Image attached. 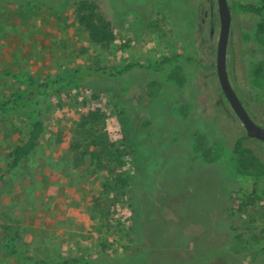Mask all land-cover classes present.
Masks as SVG:
<instances>
[{
    "label": "rangeland",
    "instance_id": "rangeland-1",
    "mask_svg": "<svg viewBox=\"0 0 264 264\" xmlns=\"http://www.w3.org/2000/svg\"><path fill=\"white\" fill-rule=\"evenodd\" d=\"M27 1L0 0V71L47 81L73 68L131 65L101 81L116 83L135 120L147 127L146 138L136 139L147 192L138 227L151 246L132 240L131 188L138 173L122 125L109 95L91 100L88 89H50L41 100L45 133L13 174L5 172V162L26 128L22 117L0 115V241L6 231L27 253L49 249L55 256L118 264H264V141L243 139L241 150L251 149L257 164L240 168L234 144L246 133L215 67L217 1L93 0L111 22L108 46L92 42L77 22L79 0ZM235 1L264 0H228L226 50L230 83L264 127V12L237 14ZM174 55L179 61L161 71L145 69ZM18 86L0 74V99ZM83 105L99 106L101 116L81 119ZM186 117L197 118L207 133L191 134ZM98 141L121 146L123 164L104 155ZM0 264L30 263L0 250Z\"/></svg>",
    "mask_w": 264,
    "mask_h": 264
},
{
    "label": "trees",
    "instance_id": "trees-1",
    "mask_svg": "<svg viewBox=\"0 0 264 264\" xmlns=\"http://www.w3.org/2000/svg\"><path fill=\"white\" fill-rule=\"evenodd\" d=\"M50 3L51 0H28L27 4H33L34 2ZM158 3H153L155 5ZM156 6V5H155ZM233 9L237 14L252 13L260 15L264 12V2L259 4L257 2H238L235 1ZM75 18L77 22L88 33L92 42L100 44L102 46H108L114 39V33L111 29V22L106 21L97 12L96 4L93 0H79L75 7ZM180 56H164L157 61L147 63L145 69L153 71H161L168 65L174 64L179 61ZM131 65H113L95 68H73L58 76L51 78L47 81H41L28 73H15L10 74L6 71H0V74L9 76L17 80L19 86L17 90L9 97L0 99V115L3 117L17 118L22 117V121L26 128V134L24 138L14 145L6 162L5 172L13 174L18 171L28 159H30L37 151L41 138L45 133V122L42 116L41 100L46 99L49 95L50 89L57 91H69L72 89H88L91 100H100V94H108L112 101V106L119 121L122 125V139L123 144L129 150L133 158V164L137 169L138 183L133 186L131 197V233L132 240L140 246H151L150 240H147L144 232L138 227L141 213L142 199L146 197L147 192L143 189L140 183L139 174H141L144 166L141 164V152L136 144V139L143 140V136L146 138V128L144 125L138 123L136 118V110L132 107L131 103L126 99H121V93L116 87V83L110 81H101V75H108L113 77L126 71ZM147 76V75H146ZM145 76V77H146ZM148 77V76H147ZM127 79V84L128 83ZM131 84V83H130ZM141 97V96H140ZM141 100V99H139ZM84 106V111L80 117L86 121H93L101 116V109L99 106L90 107ZM197 118L188 119L186 117L183 121L185 124H190L194 130L193 134H197L199 137L207 133L206 129L200 130L196 123ZM146 131V132H145ZM139 134L138 136H136ZM144 134V135H143ZM172 145V141L169 137H164ZM249 138L246 134L239 137L234 144V153L239 155L238 163L242 169L255 168L257 164L256 156L251 149L245 148L241 150L243 139ZM99 142V141H98ZM106 141H100V151L104 155L111 156L114 163L119 165L123 164V148L116 146V142H110L109 147L106 145ZM175 145V144H174ZM176 146V145H175ZM113 148V150L111 149ZM242 152V153H241ZM139 187V191L135 188ZM140 214V215H139ZM3 241H0V250H3L9 256H15L20 262H27L30 264H118L116 261H105L99 259H92L91 257L74 256L63 257L55 256L52 254V250L46 249L42 253H27L23 249V245L20 241L15 240L14 236L8 232H3ZM193 245L189 248L192 249ZM150 247L147 251H149ZM151 251V249H150ZM215 263V261H213ZM212 263V264H213ZM122 264V263H121ZM193 264V263H192ZM216 264V263H215Z\"/></svg>",
    "mask_w": 264,
    "mask_h": 264
},
{
    "label": "water",
    "instance_id": "water-1",
    "mask_svg": "<svg viewBox=\"0 0 264 264\" xmlns=\"http://www.w3.org/2000/svg\"><path fill=\"white\" fill-rule=\"evenodd\" d=\"M219 16V32L216 45L215 67L221 91L230 108L241 121L248 137L264 141V127L258 125L249 115L243 103L233 89L227 69L226 50L231 24V8L228 0H216Z\"/></svg>",
    "mask_w": 264,
    "mask_h": 264
}]
</instances>
